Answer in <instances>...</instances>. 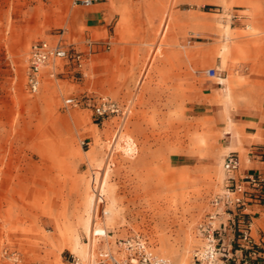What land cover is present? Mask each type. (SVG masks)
I'll list each match as a JSON object with an SVG mask.
<instances>
[{"label": "rangeland", "instance_id": "obj_1", "mask_svg": "<svg viewBox=\"0 0 264 264\" xmlns=\"http://www.w3.org/2000/svg\"><path fill=\"white\" fill-rule=\"evenodd\" d=\"M94 2L100 27L73 0H0V264L126 261L134 233L189 264L225 190V127L264 122V0ZM63 30L84 69L48 66L32 93L31 44ZM86 95L125 115L64 104Z\"/></svg>", "mask_w": 264, "mask_h": 264}, {"label": "built area", "instance_id": "obj_2", "mask_svg": "<svg viewBox=\"0 0 264 264\" xmlns=\"http://www.w3.org/2000/svg\"><path fill=\"white\" fill-rule=\"evenodd\" d=\"M73 3L90 7L95 2L73 0ZM65 32L58 33L54 39H39L31 44L26 78L32 93L39 91L44 69L48 66L64 71L66 66L72 65L75 71H83L87 57L78 46L66 42ZM208 74L216 77L217 70L210 68ZM84 102H93L94 114L99 119L125 115L122 105L107 96L94 101L87 95L64 98L67 107H79ZM252 153L264 160L262 147L253 148ZM224 168L227 173L225 190L212 198V211L198 224L202 244L194 250L189 264H264V233L257 234L255 220L258 215L264 217V167L240 174V156L232 151L224 157ZM116 244L128 253V257L126 261H118L110 256L113 264H173L169 258L156 254L141 233L119 239Z\"/></svg>", "mask_w": 264, "mask_h": 264}, {"label": "crops", "instance_id": "obj_3", "mask_svg": "<svg viewBox=\"0 0 264 264\" xmlns=\"http://www.w3.org/2000/svg\"><path fill=\"white\" fill-rule=\"evenodd\" d=\"M101 4L102 3H95L93 6H99ZM74 5H76V14H78L79 11L82 14L83 21L91 27L102 26L104 20L111 16V10L109 7L106 10L100 8L88 10L84 6V8L78 10V4ZM216 91L218 92L212 95L210 94L212 98L213 96H219V89H216ZM230 122L231 125L226 126L223 131L225 138L222 144L225 150H228L229 152H237L240 156V174L261 170L264 167V160L260 155L252 153L253 148L258 146L262 147L264 151V122H261L259 114H255L252 118H240L238 121H233L231 119ZM227 128H230L229 133H227ZM239 134H241L240 137ZM229 152H227V154ZM259 213L261 214V211H259ZM255 220L257 221L256 232L260 235L262 232L264 233V217L258 215L255 217Z\"/></svg>", "mask_w": 264, "mask_h": 264}, {"label": "bare ground", "instance_id": "obj_4", "mask_svg": "<svg viewBox=\"0 0 264 264\" xmlns=\"http://www.w3.org/2000/svg\"><path fill=\"white\" fill-rule=\"evenodd\" d=\"M181 261V260H180Z\"/></svg>", "mask_w": 264, "mask_h": 264}]
</instances>
